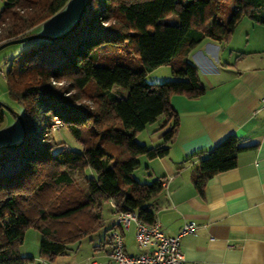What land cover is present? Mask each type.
I'll return each mask as SVG.
<instances>
[{"label":"trees","instance_id":"1","mask_svg":"<svg viewBox=\"0 0 264 264\" xmlns=\"http://www.w3.org/2000/svg\"><path fill=\"white\" fill-rule=\"evenodd\" d=\"M66 2L2 0L0 43L32 33L48 34L32 30ZM83 3L73 29L53 39L27 40L9 60L4 75L10 96L19 105L18 112H11L16 118L20 114L23 124L17 141L0 135V264L32 260L20 256L16 246L30 225L41 231V256L52 260L68 242L104 226L103 207H109L111 199L116 208L110 212L130 209L153 223L151 201L162 190V179L140 182L132 172L139 166L138 156L168 153L178 124L170 96L197 97L204 92L190 51L205 39L226 41L241 17L264 24V0H233L226 11L223 0ZM172 13L177 23L162 21ZM110 42L123 43L138 62L96 64L94 47ZM162 65L170 67L172 77L148 81L147 73ZM114 86L118 88L113 90ZM84 97L91 103L81 102ZM4 110L0 102V125ZM54 116L81 143L80 148L54 139L50 132ZM160 119L158 129L167 128L159 143L136 139L146 125ZM241 148L237 136L229 134L199 155L191 173L199 193L214 174L236 166ZM86 168L92 172L89 176L84 175ZM75 178L86 184L84 193L74 188Z\"/></svg>","mask_w":264,"mask_h":264},{"label":"crops","instance_id":"2","mask_svg":"<svg viewBox=\"0 0 264 264\" xmlns=\"http://www.w3.org/2000/svg\"><path fill=\"white\" fill-rule=\"evenodd\" d=\"M189 58L204 92L197 97L170 96L178 124L168 153L144 160L146 180L161 178L163 184L151 201L155 219L167 235L176 234L186 221L195 223L193 232L180 237L188 263L264 264V24L241 17L226 41L205 39ZM171 77L169 67L161 78ZM161 120L146 125L143 143L161 141L167 128L158 129ZM229 134H235L242 147L236 166L214 174L199 193L191 179L193 167ZM111 214L105 207L102 236L92 246L94 256L85 257L88 264L91 259L115 264L108 241L113 229L121 233L126 253L143 251L136 244L134 222L122 228L112 222ZM39 258V264H51Z\"/></svg>","mask_w":264,"mask_h":264},{"label":"rangeland","instance_id":"3","mask_svg":"<svg viewBox=\"0 0 264 264\" xmlns=\"http://www.w3.org/2000/svg\"><path fill=\"white\" fill-rule=\"evenodd\" d=\"M83 4V0H67L63 8L58 11L56 14L51 16L46 21L42 22L32 31L35 32H46L48 34L57 35L59 33L65 32L67 28H70L74 23L77 14ZM233 5V0H223V8L226 9L229 6ZM244 16V15H243ZM245 18V16H244ZM163 22L166 23H177V16L172 13L164 18ZM26 42L20 43H11L0 49V102L4 105V120L0 125V135L3 140L11 139L17 141L21 136V126L18 118L14 117L11 110L19 111V105L12 99L8 91L5 72L9 67V60L14 55L15 52L24 48ZM123 43H102L94 47L96 49V56L94 62L98 65H107L111 66L115 63L134 65L136 61L138 62L137 56L135 58L130 57L128 52L123 49ZM168 65H162L154 70L151 74L146 75L148 81H152L155 77H160L159 81H162V78L168 70ZM168 79V78H166ZM61 84L60 82H57ZM118 86H114L113 90H116ZM122 90V89H121ZM120 90V91H121ZM86 93V92H85ZM121 95H125L126 91L122 90ZM87 94V93H86ZM85 94V95H86ZM87 96V95H86ZM81 102L91 103L86 97L82 99ZM50 132L54 139L64 141L65 144L68 143L69 146L80 148L81 143L78 142L65 128L62 127L58 117L54 116L52 123L50 125ZM136 139L143 143V140H147L146 130L139 131L136 134ZM2 140V141H3ZM146 157L144 155L138 156L139 166L133 170L132 177L140 182H148L145 177L148 176V171L145 168L146 163L144 160ZM85 176H89L92 172L89 168L85 169ZM76 191L85 192L86 184L80 178H75V187ZM68 189V188H67ZM68 193L67 191L60 192L59 196ZM107 211L110 212V208L107 207ZM112 213V212H110ZM113 215V214H111ZM103 224H104V207H103ZM102 236V231H95L89 235H86L79 239L78 241L68 242L67 248L64 252L56 255L51 261V264H88V261L85 260L87 255L93 257V244H98V240ZM40 240H41V231L38 227L28 226L25 229L23 240L20 243H17V250L20 256L31 257L32 260H28L26 264H39V257L41 256L40 251ZM92 254V255H91ZM47 259L46 257H43ZM48 260V259H47Z\"/></svg>","mask_w":264,"mask_h":264},{"label":"built area","instance_id":"4","mask_svg":"<svg viewBox=\"0 0 264 264\" xmlns=\"http://www.w3.org/2000/svg\"><path fill=\"white\" fill-rule=\"evenodd\" d=\"M260 102L264 107V94ZM108 204L110 209L116 208L112 199ZM113 214L112 222L122 228H128L130 222H134L136 244L143 248L137 254L126 253L121 233L113 229L108 241L111 243L110 258L115 264H197L194 261L188 263L180 248V237L194 231V222L186 221L176 234L167 235L162 231L158 220L148 224L139 219L133 210H116ZM89 264L100 263L91 259Z\"/></svg>","mask_w":264,"mask_h":264},{"label":"water","instance_id":"5","mask_svg":"<svg viewBox=\"0 0 264 264\" xmlns=\"http://www.w3.org/2000/svg\"><path fill=\"white\" fill-rule=\"evenodd\" d=\"M84 8H85V3L82 4L78 14H77V17H76V20L75 22L72 24V26L69 28L70 29H73L76 24L78 23L83 11H84ZM66 32L62 33V34H58V35H55V36H51V35H48V34H43V33H32V34H28V35H25V36H20V37H16V38H11L9 40H6L2 43H0V49L8 44H11V43H19V42H24V41H27V40H30L32 38H41V37H44V38H48V39H53L55 37H60L62 35H64ZM17 118L19 120V123L20 125L22 126L23 124V121H22V117L20 114L17 115Z\"/></svg>","mask_w":264,"mask_h":264}]
</instances>
